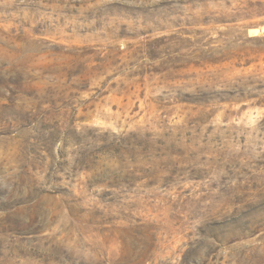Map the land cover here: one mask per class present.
<instances>
[{"label": "rangeland", "instance_id": "rangeland-1", "mask_svg": "<svg viewBox=\"0 0 264 264\" xmlns=\"http://www.w3.org/2000/svg\"><path fill=\"white\" fill-rule=\"evenodd\" d=\"M0 264H264V0H0Z\"/></svg>", "mask_w": 264, "mask_h": 264}]
</instances>
